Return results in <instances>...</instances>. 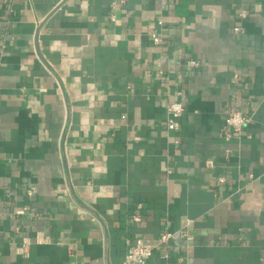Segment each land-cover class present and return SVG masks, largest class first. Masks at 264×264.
Segmentation results:
<instances>
[{"label": "crops", "instance_id": "0c3cea01", "mask_svg": "<svg viewBox=\"0 0 264 264\" xmlns=\"http://www.w3.org/2000/svg\"><path fill=\"white\" fill-rule=\"evenodd\" d=\"M0 197V264H264V0H0Z\"/></svg>", "mask_w": 264, "mask_h": 264}, {"label": "built area", "instance_id": "2783aa9c", "mask_svg": "<svg viewBox=\"0 0 264 264\" xmlns=\"http://www.w3.org/2000/svg\"><path fill=\"white\" fill-rule=\"evenodd\" d=\"M241 16L245 15L244 11L240 12ZM238 29V28H237ZM153 42L157 43L160 41V37L156 33L151 35ZM190 63H196L194 60H190ZM185 112L184 103L176 98L166 104L165 117H166V128L168 130H177L180 125V119ZM248 117L242 114L239 110H228L224 118V124L230 128L231 132L239 134L243 129L244 125L248 121ZM220 180H223L220 178ZM1 203V197H0ZM18 214L23 213V209L17 211ZM138 218V217H137ZM136 218V219H137ZM185 234V230H181ZM172 235V232L165 231L160 236V242H164L167 238ZM154 248L153 244L144 242L140 238H136L133 242H130L127 246V250L124 255L123 264H146L148 257L151 255Z\"/></svg>", "mask_w": 264, "mask_h": 264}]
</instances>
